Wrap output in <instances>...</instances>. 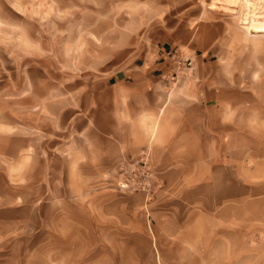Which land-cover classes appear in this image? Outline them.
Returning <instances> with one entry per match:
<instances>
[{
	"label": "crops",
	"instance_id": "crops-1",
	"mask_svg": "<svg viewBox=\"0 0 264 264\" xmlns=\"http://www.w3.org/2000/svg\"><path fill=\"white\" fill-rule=\"evenodd\" d=\"M221 29L218 21L200 23L151 51H91L78 71L65 58L48 64L55 72L48 79L40 54L28 68L8 71L0 91V200L16 207L17 218L2 217L0 234L14 223L24 235L18 242L47 264H170L165 249L200 247L202 223L216 215L211 206L245 200L248 184L259 182L246 164L254 137L264 136L259 102L236 96L213 70L224 67ZM143 155L152 198L104 190L107 169Z\"/></svg>",
	"mask_w": 264,
	"mask_h": 264
},
{
	"label": "rangeland",
	"instance_id": "rangeland-1",
	"mask_svg": "<svg viewBox=\"0 0 264 264\" xmlns=\"http://www.w3.org/2000/svg\"><path fill=\"white\" fill-rule=\"evenodd\" d=\"M216 21L222 25L216 44L226 50L217 61L224 66L222 71L213 69L217 79L226 81L238 97L247 92L250 101L259 102L264 117V0H0V91L8 71L17 64L28 68L33 54H40L50 69L41 73L48 79L55 74L49 63L65 64L66 58L73 64L71 70L78 71L77 65L87 62L82 60L91 58V51H151L169 37L178 41L200 23ZM190 66L185 64L184 72H190ZM25 73L29 80L27 69ZM207 75L212 76V70ZM240 106L234 105L233 112ZM254 140L255 150L248 153L246 165L250 179L259 182L248 184L245 200L211 206L216 215L202 223L201 246L165 249L162 254L170 264H264V136ZM233 155L239 158L240 153ZM129 164L105 171L104 190L152 198L155 188L146 156ZM236 168L240 172L234 162V179ZM233 192L240 190L234 186ZM6 204L0 200V209L6 210L0 219H16V207ZM145 218L151 234L150 217ZM13 224L8 235L0 234V264H47L32 246L18 242L17 237L24 235ZM131 244L136 252L142 251L138 239ZM121 251L123 258H130L123 241ZM151 252L155 257L154 248Z\"/></svg>",
	"mask_w": 264,
	"mask_h": 264
},
{
	"label": "bare ground",
	"instance_id": "bare-ground-1",
	"mask_svg": "<svg viewBox=\"0 0 264 264\" xmlns=\"http://www.w3.org/2000/svg\"><path fill=\"white\" fill-rule=\"evenodd\" d=\"M248 3V2H247ZM249 4V3H248ZM251 4V3H250ZM247 20V19H246ZM259 27V26H258ZM262 29H264V28H262Z\"/></svg>",
	"mask_w": 264,
	"mask_h": 264
}]
</instances>
